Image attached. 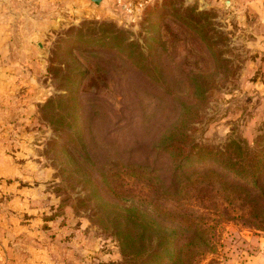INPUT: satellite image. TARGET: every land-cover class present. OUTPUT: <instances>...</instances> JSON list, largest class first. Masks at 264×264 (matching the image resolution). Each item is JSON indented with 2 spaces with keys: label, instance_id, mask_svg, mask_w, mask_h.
Wrapping results in <instances>:
<instances>
[{
  "label": "rangeland",
  "instance_id": "obj_1",
  "mask_svg": "<svg viewBox=\"0 0 264 264\" xmlns=\"http://www.w3.org/2000/svg\"><path fill=\"white\" fill-rule=\"evenodd\" d=\"M263 134L264 0H0V264H264Z\"/></svg>",
  "mask_w": 264,
  "mask_h": 264
},
{
  "label": "trees",
  "instance_id": "obj_2",
  "mask_svg": "<svg viewBox=\"0 0 264 264\" xmlns=\"http://www.w3.org/2000/svg\"><path fill=\"white\" fill-rule=\"evenodd\" d=\"M255 145L256 150L253 152V161L247 166L248 175L246 177V182L250 186L260 189L262 185L260 182H264V134L257 137ZM161 258L163 257H160L156 264H162L163 261ZM178 259L180 260V254Z\"/></svg>",
  "mask_w": 264,
  "mask_h": 264
},
{
  "label": "crops",
  "instance_id": "obj_3",
  "mask_svg": "<svg viewBox=\"0 0 264 264\" xmlns=\"http://www.w3.org/2000/svg\"><path fill=\"white\" fill-rule=\"evenodd\" d=\"M261 239L264 240V237H262ZM0 240H1V238H0ZM262 242H263V241L260 240V241H259V244H262ZM262 258H264V256H262Z\"/></svg>",
  "mask_w": 264,
  "mask_h": 264
},
{
  "label": "water",
  "instance_id": "obj_4",
  "mask_svg": "<svg viewBox=\"0 0 264 264\" xmlns=\"http://www.w3.org/2000/svg\"><path fill=\"white\" fill-rule=\"evenodd\" d=\"M96 3H99V2H101V0H94Z\"/></svg>",
  "mask_w": 264,
  "mask_h": 264
}]
</instances>
